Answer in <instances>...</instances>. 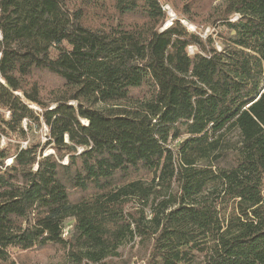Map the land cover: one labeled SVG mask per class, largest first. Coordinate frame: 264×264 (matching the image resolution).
Returning <instances> with one entry per match:
<instances>
[{
  "label": "trees",
  "instance_id": "16d2710c",
  "mask_svg": "<svg viewBox=\"0 0 264 264\" xmlns=\"http://www.w3.org/2000/svg\"><path fill=\"white\" fill-rule=\"evenodd\" d=\"M168 18L0 0V264H121L134 238L144 264H264V0H220L205 36Z\"/></svg>",
  "mask_w": 264,
  "mask_h": 264
},
{
  "label": "rangeland",
  "instance_id": "374dc122",
  "mask_svg": "<svg viewBox=\"0 0 264 264\" xmlns=\"http://www.w3.org/2000/svg\"><path fill=\"white\" fill-rule=\"evenodd\" d=\"M188 0H161L163 3L164 9L167 11V14L170 18L165 22L164 27L170 24L171 19L175 18L178 14L184 19L181 21L191 30L200 32L202 36L213 31L208 25L206 16L208 11L212 8L213 5L217 4L220 0H192L191 3L185 4ZM213 2L212 5H209V2ZM188 16L194 20L189 21ZM236 15H232L231 19H235ZM195 22L199 25L196 27ZM224 26L218 24L215 30H223ZM214 30L213 37L216 36ZM216 45L219 46V42L216 41ZM102 104H97L101 106ZM46 128L42 126L41 128L34 131L33 139L34 140H45ZM23 145L26 142H22ZM52 152V149H48L47 153ZM10 159H7L6 162H9ZM73 223L72 218H68L65 221V235H67L71 224ZM10 259L2 264H61L63 259V250L59 247H46L38 250L31 251H22L15 248L10 250ZM119 254L121 255V264H144L143 257L145 256V251L143 247L138 243L137 238L129 240L119 248Z\"/></svg>",
  "mask_w": 264,
  "mask_h": 264
},
{
  "label": "bare ground",
  "instance_id": "6f19581e",
  "mask_svg": "<svg viewBox=\"0 0 264 264\" xmlns=\"http://www.w3.org/2000/svg\"><path fill=\"white\" fill-rule=\"evenodd\" d=\"M0 39H1V32H0Z\"/></svg>",
  "mask_w": 264,
  "mask_h": 264
},
{
  "label": "built area",
  "instance_id": "2783aa9c",
  "mask_svg": "<svg viewBox=\"0 0 264 264\" xmlns=\"http://www.w3.org/2000/svg\"><path fill=\"white\" fill-rule=\"evenodd\" d=\"M163 8H164V7H163ZM65 233H66V232L64 231V235H65Z\"/></svg>",
  "mask_w": 264,
  "mask_h": 264
}]
</instances>
